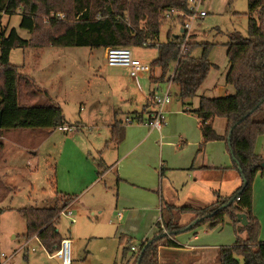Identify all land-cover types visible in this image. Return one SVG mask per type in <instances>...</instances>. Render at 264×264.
Here are the masks:
<instances>
[{
  "label": "rangeland",
  "instance_id": "1",
  "mask_svg": "<svg viewBox=\"0 0 264 264\" xmlns=\"http://www.w3.org/2000/svg\"><path fill=\"white\" fill-rule=\"evenodd\" d=\"M202 9L208 15L202 21L194 23L191 41L214 45L209 60L219 66V71L212 68L205 82L207 85L209 82L220 83L217 84L218 88L214 89L213 86L206 91L207 97L215 98L225 94V90L220 87L228 65L229 34L237 31L243 37H248L249 0H205ZM52 15L38 19V33L44 34L51 29L49 24ZM61 15L59 20L62 22L77 19L72 14L67 17ZM21 21L20 12L12 16L3 15L1 30L9 35L15 29L22 39L30 40L31 33L21 28ZM169 31L179 35L181 27L163 22L161 43L166 42ZM40 43L42 42L39 41ZM131 50L134 58L145 64L152 65L158 58L157 48L136 47ZM194 56L201 57L202 48H197ZM10 62L18 67L23 79H33L40 90L49 93L63 109L72 126L68 124L65 129L58 128L47 137L45 132H38L44 130L0 129V168L3 167L0 170V208L5 210L1 217V252L12 256L10 264H63L56 254L49 255L38 240H23L26 224L17 212L23 207L55 204L52 202L55 200L54 193L58 190L63 195H77L81 199L80 203L72 207L70 204L72 216L63 215L58 224L61 234L71 238L73 264H126L133 257L130 248L140 247L146 240L154 239L164 220H167L168 215L165 211L162 212L160 206V196H166V189L171 184L177 185L186 179L181 175L172 178L168 170L163 169L162 172L159 167L158 176L164 175L162 182L160 177H127L126 183L117 186L115 174H102V171L107 170L105 163L101 169L97 166L100 152L104 159L108 156L111 162L118 159L116 150L104 149L106 140L111 138L106 121L110 119L112 99L113 108H122L120 117L125 119L124 122L135 110L144 112L148 101L135 95L133 104L124 105L119 100L118 92L110 90L109 84L112 83L108 74L111 68L107 64L106 50L103 48L29 46L13 50ZM120 68L123 67L112 69L114 76ZM156 71L160 72V69H154ZM168 77L169 74L166 79ZM23 79L21 85H24ZM122 80L127 85V78ZM168 87L169 85L163 84L159 94L166 92ZM227 89L234 94L232 85L227 84ZM21 91V101L24 102L27 97L25 91ZM177 93L178 88L171 84V101L179 105L181 110L191 109L192 106L184 107L176 100ZM45 99V96H41L36 105L45 106ZM99 111H103V117L99 116ZM224 120L216 119V126H222ZM68 128H72V131L68 132ZM212 142H216L215 153L220 156L219 168L235 169L227 144L223 141ZM33 148L36 150L32 152ZM253 152L264 161V134L256 138ZM105 162L107 163L106 159ZM219 171L209 170L210 174L201 179L199 185L208 193L212 192L208 184L211 188L220 184L221 194L231 189V179L225 178L232 177V174ZM98 180L101 181L96 183ZM147 188L158 191L159 196L150 193ZM181 188L175 203L167 201L177 206L189 202L205 207L206 203L195 197L197 191L192 192L190 183H186L182 190ZM252 191L253 216L259 226L258 240L264 242V169L254 176ZM215 232L217 234L214 237L220 238L221 244H225L222 247L235 244V227L228 216L224 224L215 229L200 226L178 234L176 241L189 245L194 243L195 234L201 238H209ZM239 264H243L242 258L239 259Z\"/></svg>",
  "mask_w": 264,
  "mask_h": 264
},
{
  "label": "trees",
  "instance_id": "2",
  "mask_svg": "<svg viewBox=\"0 0 264 264\" xmlns=\"http://www.w3.org/2000/svg\"><path fill=\"white\" fill-rule=\"evenodd\" d=\"M188 8L189 0H0L1 130H56L68 125L63 109L49 93L40 90L33 79H23L18 67L10 62L13 50L29 46L105 50L157 48L158 58L151 65L153 70H161V76L155 79L156 83L170 80L174 72L172 84L178 88L176 100L190 108L209 72L215 68L209 60L214 45L191 41L194 36L191 35L186 54L180 56L185 34L174 35L169 31L166 42H160L163 22L181 27L183 25L182 21L167 19L166 14L171 9L188 11ZM19 12L22 15L21 28L31 33L30 40L22 39L15 29L9 35L1 30V17ZM53 13L64 14L65 17L72 14L77 19L62 22L57 17H51V29L44 34L38 33V19ZM39 41L42 43L39 44ZM197 48H202V56L199 58L194 56ZM227 58L230 69L226 82L235 88V94L221 98L202 96L200 108L193 113L201 122L204 141L202 146L212 141H225L232 158L237 161H234V167L237 170L241 168L239 173L243 185L229 198L215 193L217 201L203 209L179 207L163 202L162 212L165 211L169 219L164 220L153 241L146 240L136 252L130 248L133 257L126 264H159V248H182L176 241V236L195 220L206 217L194 224L192 230L200 226L215 229L224 224L227 216L234 224L237 241L234 246L219 249L217 263L239 264V259L242 258L243 264H264V242L258 240L259 226L253 216L252 191L254 176L264 169L262 157L253 152L256 138L264 134V0H249L248 37H243L237 31L230 33ZM21 79L24 85H21ZM22 89L27 97L24 102L21 101ZM41 96L46 98L45 106L36 105ZM185 112L192 113L188 108ZM134 115V120L142 118L138 113ZM216 118L227 121L225 136H220L214 129L212 121ZM124 138V125L116 122L111 127V139L106 143V148L120 145ZM97 165L102 168L100 160ZM74 199L73 196L59 193L58 201L50 206L18 209V214L26 224L25 240L36 237L47 253L56 254L65 240L58 231L61 213ZM231 200V205L220 209ZM4 211L0 208V228ZM238 214L247 215V227H242L237 221ZM184 215L194 217L187 226L180 225ZM209 215L211 216L207 217ZM164 232L169 235L158 238ZM1 253L0 239V264Z\"/></svg>",
  "mask_w": 264,
  "mask_h": 264
},
{
  "label": "crops",
  "instance_id": "3",
  "mask_svg": "<svg viewBox=\"0 0 264 264\" xmlns=\"http://www.w3.org/2000/svg\"><path fill=\"white\" fill-rule=\"evenodd\" d=\"M213 65L215 66L214 69L219 71V66L215 64ZM110 68L111 70L109 71L108 76L112 84H109V88L112 92H118L117 95L119 96V100L124 103V105L128 104L129 106L135 102V98L133 97L135 95H137L138 98L141 97V99H146L148 101L149 96L154 92L156 86L155 84H157L155 79H158L161 76L160 70V72H153V74L150 76H143L139 79H133L130 77L128 70L125 68H120L121 70L115 73L116 76L113 75L112 71V69L116 67ZM229 69L230 65L228 61V65L224 73V82L223 84L221 83L220 87L225 90V94H221L216 97L214 96L215 98H221L235 94V88L234 94L230 93V90L227 89L226 77L229 72ZM118 75L119 77H117ZM122 78H127V85H125ZM217 84L220 83L214 82V84H212V82H209L207 85V83L204 82V84L198 91L197 96L192 101V113H188L184 110H181L179 105L175 104L174 102L169 104L166 108L167 125L163 127L160 131L150 128L145 122L146 119L149 117L148 114L144 113L145 109L149 107V102L147 107L144 108V112L140 113L138 112V110H135L134 113H131L129 116H127L126 122H124L125 119L120 117L123 112L122 108H113L114 101L112 99V108L110 109L111 114L109 115L110 119L106 121L110 129V135L111 127L116 122H121L125 128V138L120 145L109 147L113 148L118 152V159L115 162H111V160L108 159V156H105L107 163L111 164L110 166H108V164L105 162L102 153H99V159L101 163H105V165L107 166V170L102 171V174H115L117 178V186H119L120 183L121 185L126 183V180H128L127 177H160L162 182V178L164 177V175L159 174L158 176L159 167L162 168V172L163 169L168 170L169 174H171L170 177L172 178L177 177L179 175L186 177L185 182H180L177 185L170 183L172 188L167 187L165 196L166 198L163 195L160 196V206H162L163 202H166L170 205H174L172 203H175L177 201L176 196L178 195L179 189L181 187L184 188L186 183H190L192 192L197 191V193H195V197L200 198L203 203H206L205 207L203 208L209 207L217 201L215 193H219L223 198H229L233 196L243 185L240 173L236 168H225L228 171L219 168L220 164L218 158H220V156L215 153L216 142H208L207 144L202 146L204 141L203 134L201 131V122L199 118L193 113L200 108L201 97L206 96V91L210 90L213 86L214 89L218 88ZM148 111H153V109L149 107ZM136 113H138V115L140 114L141 116H143L141 120H134L136 116L134 114ZM103 115V111H99V116L103 117ZM128 119H133V123H128ZM216 119L212 121L214 129L220 136H225L227 133V121L224 120L222 126L218 128L216 126ZM68 124L69 126H72L69 122ZM53 131L54 130H44L38 132H45V134H47V137ZM109 140H106L104 149H109L106 148V143ZM223 142L226 143L225 141ZM35 150L36 148L31 149L32 152ZM223 150L225 152V149ZM1 169H3V167L0 168V170ZM215 169L220 170L219 172L222 173L232 174V177H224L225 179H231V189L229 190V192L221 194V190L219 189L220 184H217V186L215 185V187L213 188H211V186L208 184V187L212 190L211 193H208L205 188L199 185L201 179L204 178L203 176L206 174L208 176L210 174L209 170ZM99 176L100 174L98 173V177ZM192 178H194V181H191ZM99 181L101 180L96 181V183ZM147 189L150 193L153 192L158 195V191L153 190V188ZM59 193L62 194V192H59L58 190L55 191V200L52 203H56L58 201L56 199H58L57 196H59ZM200 193L202 194V196H200ZM72 196L75 197V199L72 202L71 207L77 203H80L81 200L77 195ZM167 200L171 201L172 203L168 202ZM178 206L203 209L202 207H199V205L192 204L189 202H185L182 205ZM193 218L194 217L191 215H184L180 221L182 223L181 225H189ZM167 219H169V217H167ZM58 231L60 232L59 228ZM25 233L23 234V240L25 242H28L32 239L38 240L36 237L30 240H25ZM211 234V236L213 237L209 238H201L198 237L197 234H195L193 244L196 245H193L192 243L189 245H183L180 243L182 248L178 249L161 247L159 252V264H218L216 259L219 253V249L220 247L222 248V245L225 244H221L222 241L220 238L214 237L217 232ZM64 238L71 239L68 236H65Z\"/></svg>",
  "mask_w": 264,
  "mask_h": 264
},
{
  "label": "built area",
  "instance_id": "4",
  "mask_svg": "<svg viewBox=\"0 0 264 264\" xmlns=\"http://www.w3.org/2000/svg\"><path fill=\"white\" fill-rule=\"evenodd\" d=\"M204 2L205 0H189L188 11H179L176 9H171L166 14V17L169 20L175 19L177 21L183 22L182 27H180L181 29H184V33L180 34H185V39L181 46L180 56L186 54L188 50L187 43L190 39V36L192 35L194 23L202 21L208 15V12L202 9ZM52 17L62 18V15H52ZM106 59L107 64L110 67L126 68L129 72L130 77L133 79H139L143 76H150L154 72L151 65L142 63L136 58H134L133 52L129 48H109L106 50ZM173 76L174 72L172 73V77ZM172 77L170 80L164 83L169 85V87L167 91L162 94H159V91L160 89H162L161 86L163 83L155 84L156 86L154 92L148 98L149 107H151L153 111H148V107L147 109H145L144 112L149 115V117L145 121L147 125L150 128L158 131H160L163 127L167 125L166 108L172 102L170 94V85L172 84ZM133 121V119H128V123H133ZM67 131L71 132L72 128H68ZM61 215L62 217L63 215L72 216V212L69 211L68 207L61 213ZM73 222L75 221L73 220ZM132 250L137 251L138 248L132 246ZM33 251L35 250L33 249ZM56 255L61 259L63 264H73L70 239H65L62 241L61 247L56 253ZM11 259L12 256H9L5 253H1V264H10Z\"/></svg>",
  "mask_w": 264,
  "mask_h": 264
},
{
  "label": "water",
  "instance_id": "5",
  "mask_svg": "<svg viewBox=\"0 0 264 264\" xmlns=\"http://www.w3.org/2000/svg\"><path fill=\"white\" fill-rule=\"evenodd\" d=\"M180 32H181V33H184V29H181ZM1 128H2V112H0V129H1ZM232 157H233V156H232ZM233 159H234V158H233ZM233 161H235V162L237 163L236 159H234ZM262 166L264 167V162L262 163ZM238 171H239V172L241 171V168H240V167H239V170H238ZM232 203H233V200H231L228 204L221 206L220 209L226 208V207H228L229 205H231ZM210 216H211V215H209V216H207V217H210ZM204 219H206V217H205V218H199V219L195 220L193 224H190V225L187 226L185 229H183V230H182V233L192 230L194 224H196V223H198V222H201V221H203ZM237 221L241 224L242 227H247V226L249 225V221H248V218H247V215H246V214H238V215H237ZM167 235H168V234H163V235L159 236L158 238H162V237H165V236H167ZM152 241H153V240H152ZM152 241H151V242H152Z\"/></svg>",
  "mask_w": 264,
  "mask_h": 264
}]
</instances>
